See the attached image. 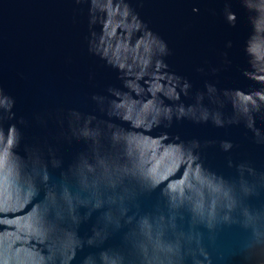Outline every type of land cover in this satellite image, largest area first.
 I'll list each match as a JSON object with an SVG mask.
<instances>
[{"label": "water", "instance_id": "1", "mask_svg": "<svg viewBox=\"0 0 264 264\" xmlns=\"http://www.w3.org/2000/svg\"><path fill=\"white\" fill-rule=\"evenodd\" d=\"M0 264H264V0H0Z\"/></svg>", "mask_w": 264, "mask_h": 264}]
</instances>
